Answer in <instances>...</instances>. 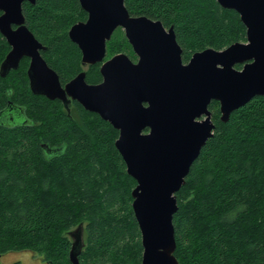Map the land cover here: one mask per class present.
Masks as SVG:
<instances>
[{"label":"trees","instance_id":"obj_1","mask_svg":"<svg viewBox=\"0 0 264 264\" xmlns=\"http://www.w3.org/2000/svg\"><path fill=\"white\" fill-rule=\"evenodd\" d=\"M131 15L173 26L182 59L211 47L246 41L239 14L217 0H124ZM25 23L45 46L42 56L63 84L78 73L81 53L69 28L87 13L78 0H35L22 5ZM118 34H116L117 38ZM132 51L122 36L117 49ZM117 43H115L116 45ZM10 46L0 34V63ZM28 59L0 75V256L29 250L45 264H72L66 232L85 225L83 264H140L141 235L132 211L136 181L115 147L118 131L77 102L30 90ZM240 68V64L235 65ZM85 79L101 81L98 64ZM209 109L213 135L201 147L176 193L173 215L178 264H264V95L252 97L220 120ZM46 148L54 151L46 152Z\"/></svg>","mask_w":264,"mask_h":264},{"label":"water","instance_id":"obj_2","mask_svg":"<svg viewBox=\"0 0 264 264\" xmlns=\"http://www.w3.org/2000/svg\"><path fill=\"white\" fill-rule=\"evenodd\" d=\"M24 1L35 2L0 0V33L10 46L0 75L28 57L33 93L59 99L65 106L76 100L118 131L115 147L136 181L131 205L141 235L140 264H178L172 221L176 193L213 135L209 104L218 102L219 118L225 122L233 110L264 95V0H217L239 14L246 41L194 52L187 63L182 62L172 26L166 30L159 20L130 15L124 0H78L87 18L74 23L68 37L80 49L83 65L104 59L106 42L117 27L138 59L133 62L124 52L116 53L101 63L99 83H87L82 70L64 85L41 56L45 46L25 24ZM66 234L69 261L83 264L78 256L85 246L84 222Z\"/></svg>","mask_w":264,"mask_h":264},{"label":"rangeland","instance_id":"obj_3","mask_svg":"<svg viewBox=\"0 0 264 264\" xmlns=\"http://www.w3.org/2000/svg\"><path fill=\"white\" fill-rule=\"evenodd\" d=\"M116 34H118L117 38H115ZM122 36L126 39V37L124 35V31L122 28H117L112 33L111 38H114L112 40V42H114L113 46L116 49H117L118 43H120V42L122 43L121 46H123ZM115 43H117V44L115 45ZM127 43H128V41H127ZM116 52H119V51H115V53ZM122 52L128 53L126 50L125 51L123 50ZM115 53L108 50V46H107L106 57H110V56L114 55ZM131 57L133 59H135V56L133 55V53H132ZM27 66H28V64H27ZM45 263H46V261L44 260V258L40 254L31 253L29 250L8 251V252H5L4 254H2L0 256V264H45Z\"/></svg>","mask_w":264,"mask_h":264},{"label":"flooded vegetation","instance_id":"obj_4","mask_svg":"<svg viewBox=\"0 0 264 264\" xmlns=\"http://www.w3.org/2000/svg\"><path fill=\"white\" fill-rule=\"evenodd\" d=\"M25 2H28V1H24L23 3H25ZM23 3H22V5H23ZM30 3V2H29ZM0 13H1V11H0ZM23 13V12H22ZM131 15V14H130ZM132 16H140V15H132ZM145 16V15H144ZM25 18V17H24ZM86 18H87V15H86ZM86 18H85V20H86ZM149 18V17H148ZM154 20V19H153ZM84 21V20H83ZM162 23V22H161ZM26 24V23H25ZM163 24V23H162ZM27 26V25H26ZM163 26H164V28L167 30L169 27H171V26H169V27H166L164 24H163ZM173 27V26H172ZM13 28H15V26H13ZM117 28H121V27H117ZM116 28V29H117ZM115 29V30H116ZM30 30V29H29ZM114 30V31H115ZM31 31V30H30ZM113 31V32H114ZM1 34V33H0ZM2 35V34H1ZM125 35V34H124ZM3 36V35H2ZM35 36V35H34ZM112 36V35H111ZM4 37V36H3ZM126 37V36H125ZM111 38V37H110ZM176 38V37H175ZM6 40V39H5ZM38 40V39H37ZM126 40L128 41V39L126 38ZM177 41V40H176ZM40 42V41H39ZM178 43V42H177ZM179 44V43H178ZM43 45V44H42ZM128 45H129V47H130V50L132 51V53H133V55L135 56V59H133L128 53H126V52H124L125 54H127L128 56H129V58L133 61V62H135V61H137V59H138V57H137V55L135 54V52H134V50H133V47H132V45H131V43L128 41ZM44 46V45H43ZM180 46V45H179ZM78 47V46H77ZM181 48V47H180ZM106 49H107V42H106ZM43 50H45V48L44 49H41L40 50V53L43 51ZM80 50V49H79ZM120 52V51H119ZM119 52H116V53H119ZM80 53H81V51H80ZM115 53V54H116ZM41 56H42V53H41ZM113 56V55H112ZM43 57V56H42ZM111 57V56H110ZM110 57H106V54H105V57H104V59L101 61V62H96V63H94V64H90V65H83L82 63H81V57H80V64H81V67H82V69L80 70V71H82V70H84L85 71V76H86V72H87V69H88V67L89 66H93V65H96V64H98V68H100V65H101V63L103 62V61H105V60H107L108 58H110ZM23 58H27L28 59V63H29V58L28 57H23ZM22 58V59H23ZM181 58H182V48H181ZM190 58V57H189ZM189 58L187 59V60H184V59H182V62H184V63H187L188 62V60H189ZM21 59V60H22ZM20 60V61H21ZM28 67V66H27ZM27 70V69H26ZM79 71V72H80ZM78 72V73H79ZM100 72V71H99ZM78 73H76L73 77H75ZM101 75V74H100ZM72 77V78H73ZM71 78V79H72ZM71 79H69V80H71ZM69 80H67L66 82H68ZM101 80H102V77H101ZM85 81H86V79H85ZM61 82V81H60ZM66 82H64L62 85H64ZM87 82V81H86ZM87 83H89V82H87ZM99 83V82H98ZM89 84H96V83H89ZM57 100H59V99H57ZM59 101H61V100H59ZM72 102H77L76 100H69V102L67 103V105L65 106L64 105V103L61 101V103L63 104V107L67 110V112H69L70 111V104H72ZM78 103V102H77ZM79 104V103H78ZM81 105V104H80ZM88 111V110H87ZM20 117H19V115L16 113V112H14L13 110H8V111H5V112H3V111H1L0 112V121L2 120L3 122H13V123H15L16 122V120L18 119L19 121H20V119H19ZM17 120V121H18ZM51 151H53V149H51Z\"/></svg>","mask_w":264,"mask_h":264}]
</instances>
